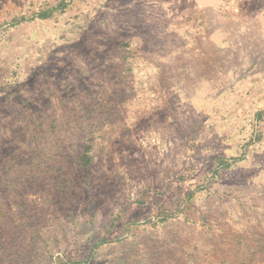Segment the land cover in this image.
Here are the masks:
<instances>
[{
    "label": "rangeland",
    "instance_id": "1",
    "mask_svg": "<svg viewBox=\"0 0 264 264\" xmlns=\"http://www.w3.org/2000/svg\"><path fill=\"white\" fill-rule=\"evenodd\" d=\"M61 1L0 0V264H264V0Z\"/></svg>",
    "mask_w": 264,
    "mask_h": 264
},
{
    "label": "trees",
    "instance_id": "2",
    "mask_svg": "<svg viewBox=\"0 0 264 264\" xmlns=\"http://www.w3.org/2000/svg\"><path fill=\"white\" fill-rule=\"evenodd\" d=\"M65 5V2L62 0L59 7L62 8ZM48 15L47 12H42V17H46ZM89 149L90 146L87 145L86 149L84 150L83 155L81 156L80 161L83 162L85 165H89L90 164V154H89ZM223 163V162H222ZM60 264H84L83 262L79 261V260H68V261H61Z\"/></svg>",
    "mask_w": 264,
    "mask_h": 264
}]
</instances>
